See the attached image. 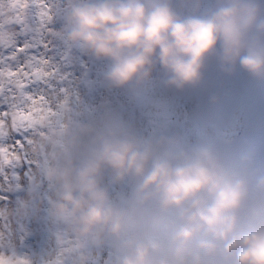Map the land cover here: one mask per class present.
I'll use <instances>...</instances> for the list:
<instances>
[{"label": "clouds", "instance_id": "clouds-1", "mask_svg": "<svg viewBox=\"0 0 264 264\" xmlns=\"http://www.w3.org/2000/svg\"><path fill=\"white\" fill-rule=\"evenodd\" d=\"M65 0L54 35L107 61L109 88L139 87L159 67L166 88L196 89L210 63L264 81V0ZM15 28L0 23V47ZM217 102V97H211ZM32 151L39 182L17 207L42 213L56 254L44 264H264V161L255 149L233 152L211 141L144 137L105 112L59 120L41 130Z\"/></svg>", "mask_w": 264, "mask_h": 264}, {"label": "bare ground", "instance_id": "bare-ground-1", "mask_svg": "<svg viewBox=\"0 0 264 264\" xmlns=\"http://www.w3.org/2000/svg\"><path fill=\"white\" fill-rule=\"evenodd\" d=\"M64 3L65 0H43V5L51 16V19L43 24L39 15L40 7L30 3L25 10V26L13 24L15 38L12 43V46L26 43L32 45L28 54L47 61L46 70L52 75L29 83L25 92L45 96L58 112L60 123L96 119L107 112L131 126L140 135L144 130L154 129L158 132L166 125L167 120L171 125L191 122L197 115V99H205L214 88L223 87L229 92L234 90L246 100L250 95L257 96L261 93L260 86L264 81L251 78L239 68L232 75H224L215 63L208 65L204 82L196 89L177 91L166 88L161 82L163 74L159 67L153 71L151 78L139 87L109 88L103 80L107 61H97L54 35L63 23ZM174 6L181 15L193 14L191 6L184 4L182 0H174ZM212 6L213 0H202L200 9L195 14H202ZM8 51H11V47ZM23 58L21 56L19 60ZM234 83H237L236 86L239 85L240 89L232 88ZM36 136L35 132H11L0 141L12 144L20 140L24 145L22 150L17 149L19 162L0 165V219L6 213V228L16 233L22 232L28 226L26 220H30V217L17 214L19 201L25 198L30 185L36 182L44 183L39 175L42 161L32 151ZM216 137L218 142L226 147L235 146L236 142L233 140L226 141L219 134ZM27 139L32 140V144H28ZM236 147L241 145L237 143ZM10 212L13 215L9 216ZM40 216L42 217L38 219L44 217L43 213Z\"/></svg>", "mask_w": 264, "mask_h": 264}, {"label": "rangeland", "instance_id": "rangeland-1", "mask_svg": "<svg viewBox=\"0 0 264 264\" xmlns=\"http://www.w3.org/2000/svg\"><path fill=\"white\" fill-rule=\"evenodd\" d=\"M236 84L234 83L232 88L240 89ZM260 87V95H250L248 100L234 90L229 92L223 87L214 88L205 99H197V115L191 122L171 125L167 120L166 125L158 132L150 129L144 130L140 135L144 137L171 135L186 144L207 140L233 152L243 151L250 146L255 149L257 158L264 161V83H261ZM213 96L217 97L215 103L211 102ZM216 133L222 135L226 141H235V147L230 145L226 147L219 143ZM237 143L241 147H236ZM11 214L13 215L10 212L9 216ZM6 217L4 213L0 219V256L12 260L23 259L27 264H44L46 259L56 254L53 229L44 217L42 219H38L42 216L37 219L30 217V220L28 218L26 220L28 226L17 233L6 228L5 224L8 223L4 220ZM108 256L109 252L102 253L96 264H107ZM63 264L70 262L65 258Z\"/></svg>", "mask_w": 264, "mask_h": 264}, {"label": "snow or ice", "instance_id": "snow-or-ice-1", "mask_svg": "<svg viewBox=\"0 0 264 264\" xmlns=\"http://www.w3.org/2000/svg\"><path fill=\"white\" fill-rule=\"evenodd\" d=\"M30 3L40 7L42 24L51 19L43 0H0V23L7 19L15 25L24 27L25 10ZM10 47L11 51H8ZM31 47L33 46L27 43L0 47L3 49L0 51V141L11 132L18 134L35 132L38 135L42 129L58 120V112L45 96L25 92L29 83L52 75L46 70V60L28 54ZM21 56L24 58L19 60ZM26 142L32 144L30 139ZM23 147L20 140L12 144L0 143V165L19 162L17 149L22 150ZM0 264H27V261L0 256Z\"/></svg>", "mask_w": 264, "mask_h": 264}]
</instances>
